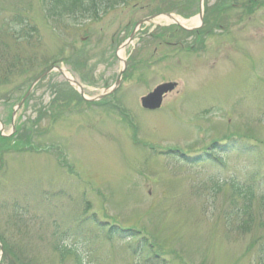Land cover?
Instances as JSON below:
<instances>
[{
    "label": "rangeland",
    "instance_id": "obj_1",
    "mask_svg": "<svg viewBox=\"0 0 264 264\" xmlns=\"http://www.w3.org/2000/svg\"><path fill=\"white\" fill-rule=\"evenodd\" d=\"M198 2L109 0L53 21L43 0H0V129L33 131L31 151L0 155V264H264V0H203L204 33L157 18L120 50L137 22H191ZM22 15L36 36L14 41L4 25ZM120 59L113 103L50 107L64 82L54 71L11 125L55 61L91 99L113 85ZM167 82L177 87L162 108L142 110ZM232 179L254 195L239 196Z\"/></svg>",
    "mask_w": 264,
    "mask_h": 264
},
{
    "label": "trees",
    "instance_id": "obj_2",
    "mask_svg": "<svg viewBox=\"0 0 264 264\" xmlns=\"http://www.w3.org/2000/svg\"><path fill=\"white\" fill-rule=\"evenodd\" d=\"M43 2L45 4V6H43L45 9L44 16L53 21H56L55 20L56 15L61 14V13L63 14V16L65 14L67 18H86L87 16L91 14L92 15L98 14L99 8L101 9L102 7L104 8L105 6L109 5V0H43ZM22 17L24 19L23 22L12 21V22H9V24L7 23L6 25H4L5 28L11 33L12 39L14 41H17L20 38H22L23 40L29 41L32 37L36 36V27L34 26L33 20L30 21V19L26 15H22ZM3 61L4 60H1V55H0V72L4 73L5 68L3 66L5 65L2 63ZM77 61L78 59L75 60V62ZM13 63L14 62H10V65H13ZM76 66L77 65H74V64L72 65L74 70H76ZM76 72H78L79 74L81 73V71H76ZM81 78L83 80H86L85 77L83 76H81ZM58 87H64V86H58ZM59 90L56 92L57 95H61L62 93ZM70 93H71V98H74V100H70L71 103H74V101L77 104L82 102L79 96L73 93L71 89H70ZM56 102H57V99H55L50 104V106H54ZM18 133L19 132H17V135ZM5 140L6 139L0 138V148H2L6 144ZM20 140L21 138L19 134L16 139V142H19ZM16 144L17 143L15 144L13 143L14 145L13 149L16 147ZM230 186L234 191H237L239 196L241 197L250 199L252 195H254L252 185L245 186V184H241L240 182L231 181ZM246 205L247 204H245L244 207ZM259 252L261 255H264V247L260 248Z\"/></svg>",
    "mask_w": 264,
    "mask_h": 264
},
{
    "label": "water",
    "instance_id": "obj_3",
    "mask_svg": "<svg viewBox=\"0 0 264 264\" xmlns=\"http://www.w3.org/2000/svg\"><path fill=\"white\" fill-rule=\"evenodd\" d=\"M166 17L168 18H171L170 15H166ZM154 17H151L149 19H146V20H142L140 22L137 23L136 26H140L141 24H143L144 22L148 21V20H151L153 19ZM199 18L201 19V13H199ZM133 34L131 35L130 38H132ZM57 71L60 72V69L58 67H54ZM53 70V68L49 69L48 71H46L44 74H42L34 83L33 85H35L40 79H42L44 76H46L47 74H49L51 71ZM121 74L122 72L120 73L116 83H115V87L118 86L119 82H120V78H121ZM69 81V80H68ZM72 85H74L75 87H77L78 89H81L80 85L77 84L76 82H73V81H69ZM32 85V86H33ZM32 88V87H31ZM173 88L172 85H162L158 88H156L151 94L147 95L146 97L142 98L141 99V106L144 108V109H147V110H155V109H158L160 107V104H161V99H162V95L164 93H166L167 91L171 90ZM30 91V90H29ZM29 91L28 93L26 94V96L29 94ZM81 91V90H80ZM82 94V92H80ZM26 96L22 99L21 103L23 102V100L26 98ZM101 98V97H99ZM20 103V104H21Z\"/></svg>",
    "mask_w": 264,
    "mask_h": 264
},
{
    "label": "bare ground",
    "instance_id": "obj_4",
    "mask_svg": "<svg viewBox=\"0 0 264 264\" xmlns=\"http://www.w3.org/2000/svg\"><path fill=\"white\" fill-rule=\"evenodd\" d=\"M168 22H170V23H177V24H180L181 26H185V25L188 23V22H186V21H184V20H182V19H180V18H177V17H173V18H172L171 20H169ZM189 23L196 24V19L192 20V21L189 22ZM63 74H64V76H65L66 78L70 79V76H69L67 73L63 72Z\"/></svg>",
    "mask_w": 264,
    "mask_h": 264
}]
</instances>
